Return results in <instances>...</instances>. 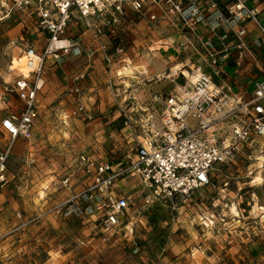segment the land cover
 I'll return each instance as SVG.
<instances>
[{"label": "rangeland", "instance_id": "rangeland-1", "mask_svg": "<svg viewBox=\"0 0 264 264\" xmlns=\"http://www.w3.org/2000/svg\"><path fill=\"white\" fill-rule=\"evenodd\" d=\"M18 1L0 0V83L18 74L10 70L12 62L22 70L27 44L41 52L47 43L36 15ZM121 8L115 22L110 21L112 13L95 19L104 25L99 39L74 14L65 33L74 46L45 59L33 134L14 140L7 183L0 187L3 263L264 264V136L256 138L262 152L243 146L227 163L214 167L212 186L173 201L147 206L135 181L118 183L131 203L113 235L101 229L98 212L85 197L73 205L66 202L86 184L77 170L79 149L86 148L95 159L115 161L128 147L129 134L123 131L118 105H142L150 94L171 93L184 83L181 75L174 79L179 69L188 67L180 63L188 56L187 37L181 34L183 52L172 61L160 51L177 43L182 46L176 37L188 30L172 18L150 20L154 9L137 12L127 4ZM244 28L264 68L259 29L253 22ZM100 43L114 54L110 65ZM116 49L122 52L115 54ZM135 67H144L143 72ZM262 71H245L253 77L248 98L264 86ZM79 105L91 112L92 119L73 113ZM94 123L96 129L101 125V132L93 129ZM8 140L0 132V149ZM68 175L70 190L61 184Z\"/></svg>", "mask_w": 264, "mask_h": 264}, {"label": "built area", "instance_id": "built-area-1", "mask_svg": "<svg viewBox=\"0 0 264 264\" xmlns=\"http://www.w3.org/2000/svg\"><path fill=\"white\" fill-rule=\"evenodd\" d=\"M208 1L215 8V1ZM249 1L230 0L227 17L208 25L212 36L200 42L205 63L179 69L174 81L181 75L184 83L178 89L167 94L152 93L142 105H118L122 125L129 129L128 147L120 159L97 161L86 148L77 151V170L86 184L66 202L73 205L79 197H85L98 212L106 234L119 231L130 208V197L117 187L118 183L134 180L142 201L151 206L212 186L214 167L227 163L243 146L262 152L256 138L264 136V86L255 88L246 98L232 85L218 82L227 58L236 67H241L244 60L257 59L244 26L253 22L264 39V18H259V11L249 6ZM18 4L30 7L36 15L39 28L47 34V43L41 52L27 44L21 56L26 71L11 65L10 70L16 69L18 74L12 81L0 83V132L9 137L0 149V187L7 183V161L14 140L33 134L45 59L58 57L74 46L65 36L74 14L91 29L95 39L104 33V25L95 23V19L112 13L110 21L115 22V14L122 12L123 4L137 12L154 9L148 15L150 20L172 18L192 34L197 18L204 20L196 0H20ZM221 26L226 28L224 33L219 32ZM228 38L233 40L232 46L227 45ZM99 50L110 65L114 54L107 53L105 43L99 44ZM121 52L116 49L115 54ZM80 112L92 119L91 112L82 105L73 113ZM61 184L70 190V175L64 176ZM0 264H4L1 257Z\"/></svg>", "mask_w": 264, "mask_h": 264}, {"label": "crops", "instance_id": "crops-1", "mask_svg": "<svg viewBox=\"0 0 264 264\" xmlns=\"http://www.w3.org/2000/svg\"><path fill=\"white\" fill-rule=\"evenodd\" d=\"M214 1L216 3V6L215 8H212L210 7L208 0H196L197 5L199 7V11L201 12V15L204 17V20L200 21L199 18L195 17L197 18V21H195L196 23L194 24L195 25L194 34H192L190 31L188 32L181 31L178 33V36L176 37L177 40L182 39L181 38L182 33H184L182 36L187 37L188 39V43L186 46L187 48L186 54L188 56L184 60L180 61L181 65L192 66V64H198V63L204 64L205 63L204 56L202 54L201 45H200V42H202L201 39L203 38L205 39L206 37L212 36V34L209 31V26H208L209 24L211 25V24H214L215 22L217 23L218 21L221 23V17L223 18L227 17L226 6L229 4L230 0H214ZM248 4L249 6L257 8V10L259 11V15H258L259 18H264V0H250ZM249 22H247L248 25H249ZM180 24H181L182 29L186 28L182 23ZM219 29H220L219 30L220 33H224L226 28L225 26H221ZM186 30L188 29L186 28ZM231 38L227 39V45L229 46H232L234 43L233 40H231ZM179 41H180L179 44H181L182 41L181 40ZM182 48H184L183 43H182V46H179L177 43L176 46H172L171 48L167 46L164 47L160 52L162 53V56L165 54L167 55L166 59L172 61V59H175V57H177V55H179L180 52H183ZM255 54L258 59H256L255 61L250 60V59L244 60L241 67H236L233 63V60L231 58H227L226 61H224L225 62L223 66L224 72L222 75L223 77L220 78L218 82L220 83L223 81L227 84L232 85L233 89L236 92L242 93L246 98H248L247 93L252 90L251 87L253 84V81H252L253 77H252V74H250V72H245V71L246 70L248 71L249 69L251 70L253 69V71L264 69L262 68V66H260L259 56L256 53V51H255ZM237 85H241L244 91H242L240 87L237 88ZM154 93H158V92H154ZM127 106H129V104ZM96 126L97 124L94 123L92 125L93 129L96 130L97 132H101L102 131L100 127L101 125L99 126L98 129H96L97 128ZM123 131L129 134V129L124 128ZM96 160L97 161H108V160H99V159H96Z\"/></svg>", "mask_w": 264, "mask_h": 264}, {"label": "bare ground", "instance_id": "bare-ground-1", "mask_svg": "<svg viewBox=\"0 0 264 264\" xmlns=\"http://www.w3.org/2000/svg\"><path fill=\"white\" fill-rule=\"evenodd\" d=\"M13 64H14V66H13ZM21 65H22V67H23V60H22ZM16 67L20 69V65H19V64H16V63H13V62H12V68H16ZM133 68H134V67H133ZM176 68H177V67H176ZM131 69H132V68H131ZM135 69H137L138 72H141V71H143L144 68H143V67H137V68L135 67ZM135 69H134V70H135ZM22 70H23L24 72L26 71V69H24V68H22ZM128 71H129V70H128ZM137 71H136V72H137ZM130 72H132V71H130ZM130 76H131V75H130ZM134 78H135V77H134ZM261 161L264 162V157H261Z\"/></svg>", "mask_w": 264, "mask_h": 264}]
</instances>
